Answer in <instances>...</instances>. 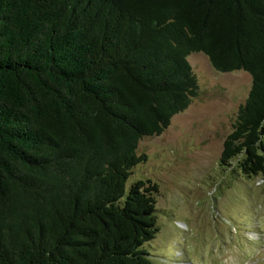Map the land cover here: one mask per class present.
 Segmentation results:
<instances>
[{"label":"trees","instance_id":"16d2710c","mask_svg":"<svg viewBox=\"0 0 264 264\" xmlns=\"http://www.w3.org/2000/svg\"><path fill=\"white\" fill-rule=\"evenodd\" d=\"M251 87L220 157L264 172V0H0V264H151L156 186L126 184L197 96Z\"/></svg>","mask_w":264,"mask_h":264},{"label":"rangeland","instance_id":"374dc122","mask_svg":"<svg viewBox=\"0 0 264 264\" xmlns=\"http://www.w3.org/2000/svg\"><path fill=\"white\" fill-rule=\"evenodd\" d=\"M187 61L197 96L160 135L139 141L146 160L126 184L156 186L158 231L143 249L151 264H264V172L247 178L220 164L251 77L216 72L201 53Z\"/></svg>","mask_w":264,"mask_h":264}]
</instances>
